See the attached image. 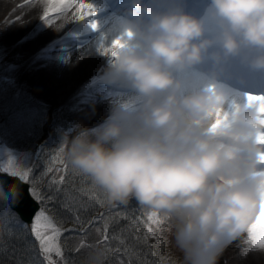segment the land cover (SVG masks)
Returning <instances> with one entry per match:
<instances>
[{
    "label": "clouds",
    "instance_id": "9594fccd",
    "mask_svg": "<svg viewBox=\"0 0 264 264\" xmlns=\"http://www.w3.org/2000/svg\"><path fill=\"white\" fill-rule=\"evenodd\" d=\"M69 22L46 25L60 32ZM119 29L102 47V82L131 95L95 128L64 133L60 150L108 204L135 199L160 214L173 264H218L264 219V123L258 105L247 100L229 114L220 87L177 74L202 62L213 45L220 49L211 53L215 62L248 52L251 66L264 69V0H210L201 17L179 0H130ZM9 191L18 196L15 186ZM251 251L264 256V247L251 244ZM106 254L96 246L81 264H105Z\"/></svg>",
    "mask_w": 264,
    "mask_h": 264
},
{
    "label": "rangeland",
    "instance_id": "374dc122",
    "mask_svg": "<svg viewBox=\"0 0 264 264\" xmlns=\"http://www.w3.org/2000/svg\"><path fill=\"white\" fill-rule=\"evenodd\" d=\"M8 2H10V5L6 9L8 12L5 13L6 10H4L8 4H5L4 9L2 8L0 10V42L4 43V45L0 47V61L1 60L8 61L7 62L8 67L4 70L2 76H4V78L7 80H11L17 86L22 85V84H27V86L29 87V92L31 93L33 98L44 102L50 107L49 117H51V113L55 112V113H58L62 119L72 123L74 126L81 125L83 127H89L88 129L95 128L96 126L91 127V128L90 126L93 125L94 123H98L99 119L93 116V114H90L88 112V109H92L93 107L97 106L101 102L95 103L96 101L89 99L88 102L83 103V105H88V108L86 109H81L80 107L74 108L73 109L74 114L73 115L68 114L67 117H63L62 115V112H64L63 109H69L71 106L68 103H66L62 107V109L58 107V102L59 101L63 102L70 95L69 93L66 94V92H64L65 89H69L70 86H73L72 89L79 86V82L83 78L87 80L90 79L93 81L95 79H98L97 77L95 78V76L90 74V72L95 69L90 67L88 68L89 70H87L85 73L78 74V71H77L78 66H76L77 61H76L75 54H72V56L70 55L65 58H62L61 60L53 61V59H50L49 54L42 53L41 51L43 48L39 47V45L44 43L47 37L53 36L55 32L43 22L40 25V22L42 21L40 17L43 15V10H41L42 12L41 15H40L41 12H38L37 14L33 15L31 19H26V20L21 21V19L23 18L22 14L24 12L21 6V0H15L14 2L13 0H8ZM23 2L26 3L27 0H23ZM10 8H11V11L9 12ZM58 14L59 13L55 14L54 15L55 17L54 16L52 17L53 22L57 25L60 23V22L58 23V20L56 17ZM68 18L70 20L74 18V16L70 15L68 16ZM102 21L107 22V24L109 23L108 18H104L102 19ZM99 23L100 21L95 22L96 25H98ZM6 25L10 26L9 30L17 26L19 27L17 28V30H15L14 34L11 33L10 35L4 37L2 35V29L6 27ZM38 25H40V27ZM214 31H215L214 27H211L209 29V32H214ZM38 34H40V38H41L40 41L35 40ZM19 42H22L25 44L27 42H31V43L36 42V43L30 48H28L27 50H24L23 53H21V49L19 50L14 49L15 45ZM79 48H81V46ZM206 58L207 57H204L202 62H205ZM102 59L103 60L101 61H103L104 65L107 67L108 64H105V61H106L105 58H102ZM26 66L29 67V71L28 69L25 68ZM35 69H38V70L43 69L44 71L51 70L58 77H60V78H57L59 80L65 79L71 72V75H69L67 79L68 81L65 84V86L67 87L64 89L63 87L64 85H56L55 89H51L43 81V82H40V87L37 88L36 85L33 84L32 82V73ZM189 71L193 75L198 77L199 75L198 73H195L193 70H189ZM201 76L203 77L204 80L210 79V77L206 75L205 73H203ZM198 78L203 80L200 77ZM106 89H107L106 87L100 86L98 88L88 90V93L90 95L99 94L101 92H105ZM13 90L0 89V92H4L6 95L5 97H0V112L5 111L6 109H10V112L7 115H0V117L1 116L5 117L4 122L2 121V119H0V166H2L0 167V171L6 172L9 174L8 161L11 159L16 163L18 169H20L21 171L28 172L29 169L34 168V166H32L33 165L32 163L33 161L36 160V157L38 156V153L41 148L40 145L44 142L46 138H49V140L52 138L51 140V143H53L52 147H55L56 155H59V160H55L54 162L50 164V166L44 165L43 168H40V169L36 168L32 173L28 172L29 178L31 177L32 185L36 193H38L40 196V190H41L40 197L46 204V202L49 201V197L46 196V191L50 189L51 184L57 183L60 181L61 177L64 176V174L66 173V171L64 172V170L68 168L65 155L60 150L59 145L61 142L60 136H63L64 133H69V135L71 136L72 128L69 125L61 124V126L65 127V129H58L54 125H52V120L50 121V119L48 118L46 114V111L44 113L37 112L39 113L38 115H41L42 118L46 120L47 122L44 120H37L32 125L27 123L26 126L21 130V134L31 137L30 140L33 146H35V150L34 149L29 150L27 146H24L21 148L22 146L21 144H12V146L9 145V143L4 138V131H3L4 125L11 128L12 125L14 124V121L15 122L17 120L26 121V118H30L32 116V113H28L26 112L25 109H20L17 106L16 102L21 96V93L16 91L15 89ZM232 90L243 94L242 91H238L236 89H232ZM226 99L229 102L235 104L237 98H234L233 96L227 94ZM244 104L246 105L247 103H244ZM80 114H82L80 116L81 119L85 117L86 118L83 120H80L78 117V115ZM60 117H58L59 123H61ZM104 117L106 118L107 116L104 115ZM21 142L23 141L21 140ZM47 143L42 144V146L46 145ZM46 176L49 178L48 180L46 179ZM44 209L45 207L43 206V208L38 210L37 214L40 213L41 210H44ZM150 211L151 209L147 208V216ZM4 220L6 222L5 231L13 232L14 225H16L17 222L11 221L10 223L9 219L8 220L4 219ZM32 226H33V223L31 224V227ZM148 227L152 228L153 234H148L147 232ZM166 228H167V224L163 220L160 225H156V224L150 225L149 223H147L146 235L149 236V239L151 242H154L155 237H156L158 239L157 241L158 243L164 244V246H160L161 247L160 249H167V245L168 247H170V249H172L170 244H168L167 241L165 240V237L168 235V233L165 231ZM244 241L246 243H250V241H248L247 238L244 239ZM152 247L156 249L154 246ZM249 252H251V254H248L247 251L239 252L238 249H231L230 251L226 249L224 250L223 254L219 257L218 264H234V263L236 264H264V256L254 254L251 251V249L249 250ZM236 253H240V254L237 255L236 259H233L231 255L236 254ZM54 256L58 257L55 253H52L51 260L53 262H54ZM43 257L49 263V260L46 259L44 255ZM253 257H255L256 260H254ZM175 258H176V255L174 259ZM250 260H252V262H250Z\"/></svg>",
    "mask_w": 264,
    "mask_h": 264
},
{
    "label": "trees",
    "instance_id": "16d2710c",
    "mask_svg": "<svg viewBox=\"0 0 264 264\" xmlns=\"http://www.w3.org/2000/svg\"><path fill=\"white\" fill-rule=\"evenodd\" d=\"M0 89L13 90L1 78ZM5 96L4 92H0V97ZM16 104L20 109L32 113V116L26 118V121H14L11 128L4 125V138L11 146L21 144V148L27 146L29 150L34 149L31 137L21 134V130L27 123L32 125L37 120H42V116L37 112L43 113L44 109L23 93ZM9 112L10 109H6L0 112V115H7ZM0 119L5 121L4 116ZM52 146L51 140L41 146L34 168H32L33 171L36 168H43L44 165L50 166L57 160L55 147ZM67 165L64 184L48 196L50 201L47 204V213L59 227L72 225L80 228L90 223V217L97 212L98 208L107 203V200L105 194L93 185L87 176L74 170L68 162ZM138 206L135 199H130L127 204H121L109 210L106 244H98V241L102 239L98 224L99 222L104 223L101 220L91 222V225L81 234L75 231L64 232L59 238L62 256L55 257L54 264H81L87 253L96 246L106 249L105 264H173L176 255L174 252L170 249H160V246H154L156 248L154 249L146 243L145 225L139 221L137 208L139 209L140 206ZM13 214L7 208L0 190V264H49L32 237L31 230L21 226ZM4 219H9L10 223L11 221L17 222L13 232L5 231Z\"/></svg>",
    "mask_w": 264,
    "mask_h": 264
},
{
    "label": "bare ground",
    "instance_id": "6f19581e",
    "mask_svg": "<svg viewBox=\"0 0 264 264\" xmlns=\"http://www.w3.org/2000/svg\"><path fill=\"white\" fill-rule=\"evenodd\" d=\"M148 1V0H147ZM4 2L0 1V10L2 9V7L4 6ZM156 5V4H155ZM154 5V6H155ZM22 9H23V14H22V19L26 20V19H31V17L35 14H37L38 12H41V10H43V7L40 6L39 0H32L30 3H22L21 4ZM75 11L74 8L69 9L67 12L64 13H59L56 17L58 20V23L61 21L62 18L64 17H68L70 15H73V12ZM42 14V12L40 13V15ZM57 14V13H55ZM52 14V15H55ZM53 17V16H52ZM43 21L40 22V25ZM44 23V22H43ZM111 25H109L108 27H106L105 29H94L92 31H90L88 34L83 35L82 37H80L79 39H77L76 42H71L69 39L65 42H59V43H50V39L46 38L44 43H42L41 45L47 44L46 49H45V53L49 54V56L53 59V61L55 60H61L62 58H65L67 56H72V54H75L76 56V61H77V71L78 74L79 73H85L87 70H89L88 68L92 67L94 68L97 64V61L100 62L102 60L103 57H105V49H103L102 47L107 46L110 41H112V39L114 37L117 36V34L119 33L120 29H119V23L117 22H111ZM40 25H38L40 27ZM19 26L12 28L11 26V30H9L10 26L6 25V27H4L2 29V35L4 37L10 35L11 33L14 34L15 30H17ZM78 26L74 27L72 30H74L75 28H77ZM52 29V28H51ZM37 41H40V34H38L36 36ZM71 42L73 45L69 46L66 43ZM34 42H27L22 43L19 42L15 45L14 49L15 50H19L21 49V53L24 52V50H27L28 48H30L31 46H33ZM4 45L3 42H0V47H2ZM39 45V46H41ZM81 46V48H79ZM36 47V46H35ZM15 54V53H13ZM100 58V59H99ZM105 64H108V57H106V61ZM100 70L104 69L105 65H99ZM196 66V65H195ZM26 69H28L29 71V67L26 66ZM200 71H204V69H201ZM69 75H71V72L69 73ZM69 75L62 80H59L57 78L58 77L53 71L51 70H46L44 71L43 69H35L32 73V82L33 84L36 85L37 88L40 87V82H45L51 89H55L56 85H64V89L67 87L65 86V84L67 83V79L69 77ZM178 78L184 79L186 76H191L194 78L195 82L197 84L200 83H207L205 82V80H201L198 77H196L195 75H193L190 71L188 73H179L177 74ZM210 78H213L212 76H210ZM211 84V83H210ZM105 87L109 90V93H107V91L105 92H101L97 95L94 96H87V92L84 90H78V89H72L73 86H70L69 89H65L64 92H66V94L70 93L69 97L67 99H65L62 103V106H64L66 103H68L71 107L69 109H64L65 113L68 115H73V109L80 107L81 109H86L88 108V105H83V103L88 102L89 99L96 101L95 103L101 102L100 104H98L97 106L93 107L92 109H88V112L90 114H93V116H95L99 120L98 124L103 123V121L106 119L104 117V115L108 116L110 113L111 108L113 107V105L118 101L121 100L125 97H129L131 95V92L129 89L123 87L122 85H118V84H114V85H108L105 84ZM225 95L227 96V94L229 95H233L232 92L230 91H224ZM49 99V98H48ZM247 103V101L245 100V98L243 96L238 97L236 99V103H231L229 102L227 99L225 101V104L223 105V110L225 112H228L229 114H231L232 111H234L235 109L239 108V107H243L245 104ZM69 111V112H68ZM82 114L78 115L80 120H83L80 118ZM246 234L244 237L237 239L236 241H234L231 245H229L226 249H228L229 251L231 249H238L239 252H243V251H247L248 254H251V252H249V250L251 249V243H246L244 241V239H246ZM225 249V250H226ZM240 253H236L231 255V257H233V259L237 258V255ZM250 256V255H249ZM254 260H256L255 257H253ZM261 259V258H260ZM250 262H252V260H250ZM236 264V263H234Z\"/></svg>",
    "mask_w": 264,
    "mask_h": 264
},
{
    "label": "snow or ice",
    "instance_id": "6c2138e0",
    "mask_svg": "<svg viewBox=\"0 0 264 264\" xmlns=\"http://www.w3.org/2000/svg\"><path fill=\"white\" fill-rule=\"evenodd\" d=\"M74 8L73 16L76 21H84L95 15L96 9L93 4L87 2V0H46V7L43 9V15L40 19L45 23H52V14L64 13L69 9ZM91 27H96L95 22L91 23ZM118 41H114L113 44H118ZM112 55H115L113 53ZM249 104L258 105V111L262 117L261 123H264V96H248ZM261 143H264V134L261 135ZM261 163L264 164V153H262ZM8 172L11 176H18L21 180L28 182L29 173L27 171H21L18 169L16 163L13 160L8 161ZM2 167V166H0ZM62 182V181H61ZM32 193L37 199H40L38 193L33 188ZM147 222L151 224L160 225L162 220L160 214L155 210H151L147 216ZM33 235L39 242L41 253L49 260V264H54L51 260V254L55 253L57 256H62L61 247L59 245V237L61 236L62 229L57 226L52 217L46 214L44 210H41L37 214L33 221L32 226ZM148 234L152 233V228H147ZM108 240L107 226H105V234L102 239L98 241V244H106ZM248 241L253 246L264 247V219L250 231L248 235ZM83 246V245H82ZM246 251V250H245ZM106 259V256H105Z\"/></svg>",
    "mask_w": 264,
    "mask_h": 264
},
{
    "label": "water",
    "instance_id": "95a60500",
    "mask_svg": "<svg viewBox=\"0 0 264 264\" xmlns=\"http://www.w3.org/2000/svg\"><path fill=\"white\" fill-rule=\"evenodd\" d=\"M0 186L6 196L8 206L15 210L23 221L29 223L38 209V204L28 195V184L21 181L17 176H11L1 172ZM12 186H15L18 196L13 195L9 191Z\"/></svg>",
    "mask_w": 264,
    "mask_h": 264
}]
</instances>
